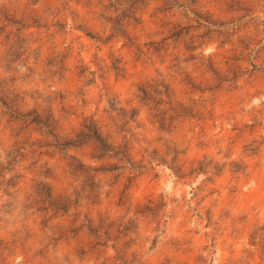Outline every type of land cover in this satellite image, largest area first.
<instances>
[{
  "label": "rangeland",
  "instance_id": "1",
  "mask_svg": "<svg viewBox=\"0 0 264 264\" xmlns=\"http://www.w3.org/2000/svg\"><path fill=\"white\" fill-rule=\"evenodd\" d=\"M0 264H264V0H0Z\"/></svg>",
  "mask_w": 264,
  "mask_h": 264
}]
</instances>
